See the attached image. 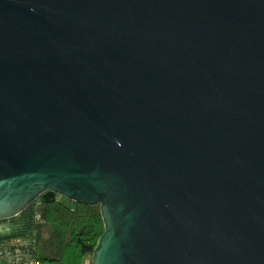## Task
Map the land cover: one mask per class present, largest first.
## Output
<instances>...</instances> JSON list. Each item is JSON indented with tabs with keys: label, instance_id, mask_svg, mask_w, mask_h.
<instances>
[{
	"label": "water",
	"instance_id": "obj_1",
	"mask_svg": "<svg viewBox=\"0 0 264 264\" xmlns=\"http://www.w3.org/2000/svg\"><path fill=\"white\" fill-rule=\"evenodd\" d=\"M48 189L93 264H264V0H0V219Z\"/></svg>",
	"mask_w": 264,
	"mask_h": 264
},
{
	"label": "trees",
	"instance_id": "obj_2",
	"mask_svg": "<svg viewBox=\"0 0 264 264\" xmlns=\"http://www.w3.org/2000/svg\"><path fill=\"white\" fill-rule=\"evenodd\" d=\"M37 201L47 206L46 220H39L36 227L41 260L93 264V253L106 230L101 203L78 202L52 189Z\"/></svg>",
	"mask_w": 264,
	"mask_h": 264
},
{
	"label": "built area",
	"instance_id": "obj_3",
	"mask_svg": "<svg viewBox=\"0 0 264 264\" xmlns=\"http://www.w3.org/2000/svg\"><path fill=\"white\" fill-rule=\"evenodd\" d=\"M39 247L36 229L22 235L0 237V264H42Z\"/></svg>",
	"mask_w": 264,
	"mask_h": 264
},
{
	"label": "crops",
	"instance_id": "obj_4",
	"mask_svg": "<svg viewBox=\"0 0 264 264\" xmlns=\"http://www.w3.org/2000/svg\"><path fill=\"white\" fill-rule=\"evenodd\" d=\"M40 215V219L38 216ZM47 206L42 201L33 202L29 208L15 216L0 219V237L29 233L36 229L39 220H46ZM42 264H58L56 261L42 260Z\"/></svg>",
	"mask_w": 264,
	"mask_h": 264
},
{
	"label": "rangeland",
	"instance_id": "obj_5",
	"mask_svg": "<svg viewBox=\"0 0 264 264\" xmlns=\"http://www.w3.org/2000/svg\"><path fill=\"white\" fill-rule=\"evenodd\" d=\"M69 199H70V198H69ZM27 208H29V207H27ZM27 208H26V209H27ZM26 209H25V210H26ZM47 225L50 226V225H53V223H52V222H51V224H49V223L47 224V223H46L45 227H48ZM2 237H5V236H2Z\"/></svg>",
	"mask_w": 264,
	"mask_h": 264
}]
</instances>
